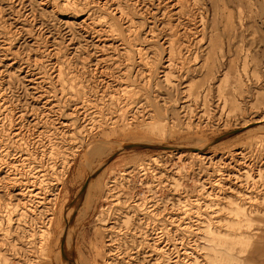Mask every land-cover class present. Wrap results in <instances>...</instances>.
<instances>
[{"label": "rangeland", "instance_id": "rangeland-1", "mask_svg": "<svg viewBox=\"0 0 264 264\" xmlns=\"http://www.w3.org/2000/svg\"><path fill=\"white\" fill-rule=\"evenodd\" d=\"M73 1L0 0V248L16 181L46 198L11 214L31 264H218L213 232L256 243L264 0ZM56 147L74 154L60 181ZM255 243L240 264H261Z\"/></svg>", "mask_w": 264, "mask_h": 264}, {"label": "bare ground", "instance_id": "bare-ground-1", "mask_svg": "<svg viewBox=\"0 0 264 264\" xmlns=\"http://www.w3.org/2000/svg\"><path fill=\"white\" fill-rule=\"evenodd\" d=\"M75 4L76 3L73 0H65L66 6H76ZM214 42L216 43V37H215ZM214 46H215V44H214ZM138 51H140V50H138ZM124 107L127 108L125 105H124ZM126 113H127L126 110L123 109L122 114L120 116L122 120L126 119ZM153 126H154V123H149V127H153ZM133 146H139V145L135 144ZM95 148H96V145H93L90 150H92V149L94 150ZM199 150H202V148L195 147V148H193L192 153H189V154H191V156L197 157L200 154ZM51 155L62 158L61 165H60L61 170L58 172V178H59L58 180L60 181L61 179H63L66 176L67 172L69 171V168L71 167V164H72L74 154L70 158L65 153H63L61 151L60 147H56L53 149ZM86 157H88V156H86ZM53 167H54L53 169H55V165H53ZM18 190H19L18 189V183L16 181L12 185V188L8 191V194L12 196L15 203L12 202L11 208L8 207L7 216L6 215L4 216L5 220H6L5 224H8V228L4 229V231H3L4 235L3 236L6 238L9 234H12V233L16 234L17 233L19 235L17 238V240H18L17 242L21 243V245H23V247L21 246V247L17 248L16 247L18 245L17 242L16 243L9 242L7 244L6 241L4 240L5 241L4 244L8 247V250H7V248H5V249L2 247L0 248V264H20L22 261L24 264H31L32 262H34L32 260V258L30 257V255H31L30 252L33 250V247L31 245L32 242H31V240L25 241V235L20 236L21 233L18 231V228L20 225L19 224H13V218L11 217V214L16 212L17 215H21V214H28V213H30V211H33V209L31 207H33L35 205H30L31 207H28V204H27V202L29 200L28 198H30V200L32 201L33 204L35 203V201L32 199L33 197H35V199L37 200V202L39 204L38 206L37 205L35 206L36 210H34V211L37 212V211H39L38 207L43 202L42 200H45L46 198L43 196H37L36 197V195L38 193L29 194V192H31L33 190H28L26 192H25L26 189H23L20 192ZM87 191L88 190H86L85 195L87 194ZM82 197H84V196H82ZM23 200H26V201L24 202ZM21 209H24L25 211L23 210L20 213ZM72 209L74 210V208H72ZM68 210H69V208H68ZM70 210H71V208H70ZM3 212L5 213L6 210H3ZM235 213L238 216V220L233 222L234 226L238 225L239 227H241L243 225H245V226L251 225L255 221L253 218L248 216L247 213L245 212V210L241 207L236 208ZM32 215H34V214H32ZM40 219H41V217H38V214L35 215L36 225L39 224L37 221ZM51 220H52V216L49 218L48 223H50ZM41 228H43V227H41ZM37 234L43 235L44 241L47 242L49 235H50L49 227H46L45 229H41ZM33 235L34 234H32L30 237H32ZM211 235L213 237V241L217 242V244L223 248L221 250V252H222L221 258H220L218 264H240L238 257L235 256V254L233 253L235 250V247L239 244L245 245L246 247H249V246L252 247V245L255 243V235L250 236V235L244 234V233L232 235V234H221V233H215V232H213ZM70 236H71L70 233L67 234V238H66L67 243L70 239ZM20 238L22 241L20 240ZM28 244L31 245V250L29 249V247H27ZM255 244H256V248H254L255 249L254 251H255L256 259H254V261H256V262L261 261V264H264V235L258 241H256ZM12 248H13V250H12ZM65 248H66V246H65ZM9 252H11V253H9ZM12 252L14 254H12ZM48 253H49V250L46 249V251H45V249H44V255H42V256H44V260L40 264H49L50 259H48ZM62 254H63V264H66V262L69 261L68 260L69 258H67L64 250H63ZM19 261H21V262L19 263Z\"/></svg>", "mask_w": 264, "mask_h": 264}, {"label": "water", "instance_id": "water-1", "mask_svg": "<svg viewBox=\"0 0 264 264\" xmlns=\"http://www.w3.org/2000/svg\"><path fill=\"white\" fill-rule=\"evenodd\" d=\"M139 147L145 148V147H148V146H146V145H139ZM158 148H160V147H158Z\"/></svg>", "mask_w": 264, "mask_h": 264}]
</instances>
